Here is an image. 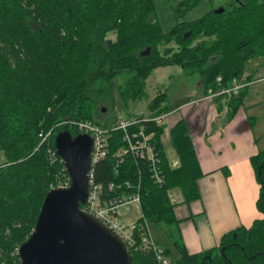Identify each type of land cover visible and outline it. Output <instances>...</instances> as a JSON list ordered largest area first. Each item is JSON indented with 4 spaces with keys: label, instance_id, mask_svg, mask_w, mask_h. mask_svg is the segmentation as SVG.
I'll return each instance as SVG.
<instances>
[{
    "label": "trees",
    "instance_id": "16d2710c",
    "mask_svg": "<svg viewBox=\"0 0 264 264\" xmlns=\"http://www.w3.org/2000/svg\"><path fill=\"white\" fill-rule=\"evenodd\" d=\"M202 1H181L174 9L177 18ZM208 2L211 9L200 19L178 22L164 32L154 0H0V264H22L19 248L33 233L46 195L57 176H67L56 137L78 134L62 122L87 120L108 127L116 106L115 81H122L118 89L128 107L147 98V80L158 68L177 66L187 77L198 76L208 95L244 77L250 61L264 60V0ZM243 92L231 101L227 119ZM217 103L221 109L220 99ZM103 109L110 113L100 119ZM149 110L151 117L167 114V94L156 96ZM50 130L52 137L43 142L40 134ZM149 131L156 132L166 183L155 184L140 160L143 217L138 223L166 228L180 254L172 264H264V150L251 158L262 217L226 234L219 247L189 254L171 192L181 191L184 203L199 198V160L184 121L171 131L180 162L176 168L161 142L165 127L151 124ZM120 136L116 134L110 155L96 166L105 192L110 182L124 187L138 181L132 157L114 174ZM171 253L165 249L168 258ZM130 254L131 264H156L153 254Z\"/></svg>",
    "mask_w": 264,
    "mask_h": 264
},
{
    "label": "crops",
    "instance_id": "0c3cea01",
    "mask_svg": "<svg viewBox=\"0 0 264 264\" xmlns=\"http://www.w3.org/2000/svg\"><path fill=\"white\" fill-rule=\"evenodd\" d=\"M179 71L187 80L190 79L185 85L197 92L188 95L190 100H185L187 96H177L180 97L178 100L174 98V103L180 104L169 115L167 113L161 142L164 149L170 145L177 155L170 129L180 121L185 122L203 173L198 180L199 198L184 203L179 190H173L171 196L176 204L175 215L180 221L185 248L189 254H198L219 247L226 234L238 228H248L262 217L257 208L260 186L251 158L264 150V143L261 144L264 128L260 130L255 116H249L250 112L245 107L244 99L249 88L243 92L238 104H234L232 116L227 119L217 105H211L204 99L207 95L202 80L199 83L197 78L192 80L181 69ZM244 76L248 81L254 79L264 85V61H250ZM168 77L167 83L173 76ZM170 86L162 93L167 94ZM259 99L257 104H264V94ZM172 161L173 167H179V158ZM169 249L172 252L169 259L177 261L179 252L171 246Z\"/></svg>",
    "mask_w": 264,
    "mask_h": 264
},
{
    "label": "built area",
    "instance_id": "2783aa9c",
    "mask_svg": "<svg viewBox=\"0 0 264 264\" xmlns=\"http://www.w3.org/2000/svg\"><path fill=\"white\" fill-rule=\"evenodd\" d=\"M217 82L222 85L221 77L217 79ZM247 82L245 76L234 78L228 87H223L217 92L210 91L205 100L211 105L219 107L217 99H220L221 113L227 117L231 111V101L243 92L247 87ZM166 118L167 114L128 119L119 115L108 127H101L87 120L62 122L63 125H69L74 129L78 135L90 136L93 142L88 174V196L86 202L80 206L81 212L94 218L117 236L126 245L129 252L153 254L156 264H172V261L166 256L165 249L153 239L148 224L145 223L144 225L148 226V230H144L142 229L143 226L138 223V220L143 217L140 189L141 179L144 175V170L139 163L140 160L146 162L147 172L155 184L165 185L166 179L163 173L160 150L156 142V132L149 131V125L164 126ZM117 133H121L122 136L119 137L121 146L118 147L113 156L114 174L118 175L119 169L127 157H132L138 166V181L135 183L126 182L124 187L110 182L106 186L108 190L105 192V186L97 181L96 166L110 155ZM52 135L53 130H50L42 132L40 137L43 142H47ZM60 160L64 163L63 159L60 158ZM65 170L67 171L66 166ZM71 184L72 178L67 172V176L65 174L57 176L52 185V190L68 189ZM133 207L138 209L140 214L131 221L124 220Z\"/></svg>",
    "mask_w": 264,
    "mask_h": 264
},
{
    "label": "water",
    "instance_id": "95a60500",
    "mask_svg": "<svg viewBox=\"0 0 264 264\" xmlns=\"http://www.w3.org/2000/svg\"><path fill=\"white\" fill-rule=\"evenodd\" d=\"M55 145L72 184L68 189H54L46 195L33 233L19 248L21 263L131 264L126 245L80 210L88 196L91 137L61 132Z\"/></svg>",
    "mask_w": 264,
    "mask_h": 264
},
{
    "label": "rangeland",
    "instance_id": "374dc122",
    "mask_svg": "<svg viewBox=\"0 0 264 264\" xmlns=\"http://www.w3.org/2000/svg\"><path fill=\"white\" fill-rule=\"evenodd\" d=\"M183 0H154L156 5V11H157V18L160 22V25L162 27V30L164 32H169L171 29L178 24V22H192L195 20L200 19L202 16H204L210 9V3L208 0H203L200 5L193 10L189 11L185 14L182 18H177L176 12L174 9L177 7V5ZM109 38L115 39L116 35L110 34ZM163 49V47L161 48ZM264 61V60H263ZM167 67H161L158 68L157 71H154L153 76L149 78L146 84V91H147V98L140 102H132L129 104L128 107H124L123 101L121 99L120 93H119V85L121 84V80L115 81L114 86V97L116 101V106L111 112L109 116V121L112 123L114 122L119 115H122L125 119L127 118H134V117H146L151 112L149 110V104L150 102L159 94H162L163 91H166L165 88H168L170 85V88L167 90V97H168V104H169V111L168 115L177 107L180 103H174L176 100L180 97L176 98L177 96L186 97L185 100H190L191 97L188 99V95L191 93V95H194V92H197L195 88L185 85L188 83V80L185 76L183 77L182 73L179 71V67L177 66H169L168 69H165ZM172 75V79L169 80V83H167L168 76ZM163 76V77H162ZM192 80H195L196 78L199 80L198 76L190 77ZM191 80V81H192ZM251 81L247 82V87L245 88L244 92L248 89V92L246 94V97L244 99V104L247 110L250 112L248 113L249 116H255L258 127L260 130L262 127L264 128V104L259 103L257 104L260 95L264 94V85H261L260 81H254V79H250ZM255 82V83H254ZM161 83L163 85H161ZM200 83V82H199ZM254 83V84H253ZM264 83V82H262ZM196 97V95H195ZM205 99V98H204ZM180 102H183V100H179ZM104 107H108L106 103L103 105ZM109 108V107H108ZM246 111V109H244ZM104 112V116H102L100 119H104L108 117L110 112ZM258 128V129H259ZM172 129H170L171 133ZM168 139V136H166ZM264 143V138L261 139V144ZM170 146V145H169ZM166 146V154L168 158L172 160L178 161L177 155L174 153V150ZM4 161V155L3 153H0V164H2ZM173 162V161H172ZM175 163V162H173ZM175 164H178L176 162ZM181 193V191H180ZM134 209V210H133ZM131 212L126 215L124 220L131 221L135 218H137L138 214H140V211L133 207ZM151 235L153 239L162 246L163 249H167L164 247H173L171 244V241L169 240L167 234H166V228L165 227H158L152 224H148ZM148 226H143L142 229L148 230ZM170 241V242H169ZM175 255H178L175 252ZM172 258L174 259V254L172 255Z\"/></svg>",
    "mask_w": 264,
    "mask_h": 264
}]
</instances>
